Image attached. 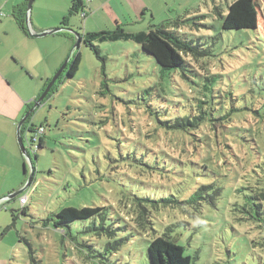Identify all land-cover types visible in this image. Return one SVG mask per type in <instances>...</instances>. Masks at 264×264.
I'll return each instance as SVG.
<instances>
[{
    "label": "rangeland",
    "instance_id": "obj_1",
    "mask_svg": "<svg viewBox=\"0 0 264 264\" xmlns=\"http://www.w3.org/2000/svg\"><path fill=\"white\" fill-rule=\"evenodd\" d=\"M20 1L0 0V12L5 14L0 17V34L9 33L8 37L2 36L8 49L14 48V53L33 71L28 74L23 70L29 83L23 80L26 89L22 94L28 92L39 99L47 79L52 80L68 58L71 61L75 51L81 52L82 64L73 77H68L65 70L63 78L54 83L51 95L47 94L37 106L35 101L30 107L33 109L30 122L46 126V143L36 158L30 139L25 137L36 169L35 190L32 192L33 187L29 186L23 192L29 193V214L22 215L19 196L0 201V231L4 234L0 238V264H30V249L42 264H151L149 242L159 231L168 228L174 239L185 247V253L193 256L195 264H264V233L252 220L238 219L246 215L240 203L245 199L244 193L249 192L250 185L259 186L264 182V0H258V29L225 30L222 19L213 8L206 6L167 19L185 18L194 13L206 15L209 26L200 29L187 24L183 30L189 38L205 37L215 55L210 57L208 65L192 60L194 74L189 70L187 74L194 80L200 79L198 72L217 74L218 108L239 107V111L232 112L227 126L239 128L241 135L231 133L235 137L225 138L224 128L218 123L217 142L212 137L211 141H202L200 131L193 137L162 129L157 117L146 107L148 103L154 107L160 94V101L168 104L173 115L187 96L197 95L196 86L180 71L163 75L156 59L133 41H95L101 49L100 58L84 42L74 50L76 37L66 39L61 34L68 33L67 30L46 36L24 33L10 14ZM233 1L217 0L226 12ZM160 2L152 0L151 3L157 6ZM72 3L73 0H34L26 15L21 11L18 15L26 17L31 32L61 27L67 16L69 27L85 34L115 29L116 13L121 15L126 8L121 0H113L114 9L109 5L101 8L87 5L79 13L70 15ZM150 18L149 13L145 20L123 26L128 30L147 31L149 26L162 23L159 16L151 22ZM58 53H61L57 57L61 64L53 72L47 65ZM149 88H152L149 93L145 92ZM143 95H150V100H144ZM202 130L210 136L215 134L210 126ZM129 138L184 162H206L210 172L201 174L200 183L211 182L213 176L223 187L216 205L207 204L196 215L180 206L152 210L150 215L154 216L158 232L150 235L130 226L125 228L138 222L136 208L123 198L126 188L138 195L157 192L160 197L171 189L176 192L169 176L180 179L169 173L143 172L125 164L116 148ZM207 142L213 143L212 149L206 146ZM26 162L30 172L31 165L27 159ZM6 164L0 166V186L7 189L14 182V169ZM15 171L23 176V166ZM65 206H109L112 216L125 218L114 220L123 229H117V235L110 238L96 234L94 220L77 221L72 225L74 238L64 242L52 221L47 227L43 222ZM13 210L18 216L15 224ZM125 237L130 241L116 246L115 240ZM110 243L116 246L115 250L108 248Z\"/></svg>",
    "mask_w": 264,
    "mask_h": 264
},
{
    "label": "trees",
    "instance_id": "obj_2",
    "mask_svg": "<svg viewBox=\"0 0 264 264\" xmlns=\"http://www.w3.org/2000/svg\"><path fill=\"white\" fill-rule=\"evenodd\" d=\"M84 6L83 0H73L71 8L69 9L70 15L79 13L84 9ZM25 10H28V2ZM213 10L218 14V17L222 19V27L225 30L258 29L259 27L258 0H235L228 5L227 12L221 4H215ZM23 15H26L25 12ZM15 17L20 27L26 33H29L26 17H20L18 13H16ZM205 17V14L194 13L192 16H187L185 18L165 20L161 24L152 25L147 31L140 30L136 32H132L118 23L116 28L112 30L82 34L81 43L84 42L86 46L92 48L101 58V49L95 44V41H133L140 45L142 51H145L156 59L163 75L180 71L185 78H188L191 83L196 86L197 95L193 97L187 96L182 102L179 111H174L175 114L173 115L171 113L172 109L170 110L168 104L160 101L162 97L160 94V97L154 104L156 109L151 103H148L146 107L157 117L159 122L158 125L162 129L185 135H192L193 137H196L194 136L195 133L200 131L199 133L203 134V136H201L202 141H204V139L206 141H211L212 137L213 142H217L218 135L220 134L218 133V123L224 128L225 138H228V136L235 137L232 134L241 135L239 133V128H230L227 126L232 112L239 111V107L233 105L231 110L225 109L224 107L218 108L220 95H218V90L215 88L217 74L209 72L202 74L198 72L200 79L197 80H194L192 76L187 74L188 70L194 74L192 60L202 62L203 65H208L210 63L209 61H211L210 57L215 55L212 44L207 45V39L205 37H197V35H195L196 38H189L183 30L187 24L200 29L209 26L205 21ZM69 26V17L66 16L61 22V27L66 28ZM71 36L75 38L74 35ZM81 64L82 54L80 51H75L66 68L68 77L75 76L80 70ZM62 78L63 74L58 80ZM50 80L51 79L48 80V83ZM53 89L52 87L49 92L50 94L48 93L49 95H51ZM151 89L152 88L146 89L145 92L149 93ZM142 97L144 100L148 99V101L151 98L150 95H143ZM139 99H141V96H139ZM132 100L135 101L136 99L133 98ZM33 104L34 102L29 105L28 111ZM28 111H26V113ZM218 111L222 112L218 113ZM258 112L257 114L259 115ZM31 115L22 127V136H24L27 127L29 131H33L34 127L38 126L30 122ZM42 125L46 128L45 124ZM208 126L214 131V136H210L202 130ZM45 135L46 132L37 144V149L34 152L36 158L38 157V150L45 146ZM207 143L208 145L206 146L212 149L213 143ZM116 149L119 156L124 158L125 164H129L136 170L143 172L149 171L151 173L158 171L164 174L169 173L176 175L180 178L176 179L169 176L170 180L173 181L172 185L176 188V192L171 189L169 193L167 192V194H163L160 197L157 192H146L138 195L135 190L130 191L125 187L126 190L124 191L126 194L123 193V198L131 202L132 206L136 208L138 215L137 224H128L125 228L130 226L137 232L150 235L153 234V232H158L152 218L154 216L150 215V211L152 210L160 211L162 208H166L169 205L172 207L180 206L185 210H189L191 214L196 215L201 214L207 204L216 205L219 199L217 197L223 187L221 184L218 183L219 186L216 181H214L213 176H211V182L207 184L200 183L201 174L203 173L205 175L210 172V167L206 162L202 163V161L195 162L192 160L184 162L179 158L168 156L162 150L154 152L143 142L130 138L126 140L125 144L119 143ZM25 165L27 168L26 159ZM119 166L120 165H118L117 168ZM202 168L207 169L204 172H200ZM34 181H36L35 177L33 182ZM148 187L149 186H147V188ZM246 188L248 187L246 186ZM249 189V192L244 193L245 199L240 202L241 209L245 211L246 215L240 216L238 219L252 220L256 224V227L260 228V231L264 233V182L259 186L250 185ZM22 195L23 194L19 195V197ZM28 204L21 205L22 215L29 214ZM148 206L151 209L148 208ZM109 208V206H65L60 211L53 213L44 220L43 225L47 227L48 223L52 221L54 227L60 231L59 233L64 237L63 241L65 242L66 239L74 238L75 235L72 231V225L75 222L94 220L93 225L97 230L96 234L100 236L105 234L113 238L117 235V229H123L121 228L123 226L119 227L117 221L114 220L125 218L119 215L116 219V216H112L110 213ZM12 212L15 224L18 216L14 210ZM110 219L111 221H109ZM98 220L99 224L96 223ZM3 235L2 233V236ZM115 241L117 246L129 242L130 239L125 237ZM116 246L110 243L108 248L113 247L115 250ZM93 248L96 249L94 246ZM148 257L151 264H195L193 256L185 253V247L174 239V235L169 232V228L159 231L150 240L148 245ZM30 259V264H42V260L37 258L32 249H30Z\"/></svg>",
    "mask_w": 264,
    "mask_h": 264
},
{
    "label": "crops",
    "instance_id": "obj_3",
    "mask_svg": "<svg viewBox=\"0 0 264 264\" xmlns=\"http://www.w3.org/2000/svg\"><path fill=\"white\" fill-rule=\"evenodd\" d=\"M83 1H84V5L85 6L88 5L90 8H95V7L101 8L104 5H109L112 9H114V6L112 5L113 0H87V1L83 0ZM210 1L212 0H162V4L160 2L159 5L155 6L153 3H151L152 0H126V1L121 0V3H125L126 8H124L125 11L121 15L115 12L116 13L115 21L122 25H125L126 23L128 25L131 24L133 25L136 22L137 23L139 21L141 22L142 21L141 19L145 20L147 18V15H149L150 13L151 14L150 22L152 20L155 21V18H158V16L162 18V22H163L168 18L170 19V18H176L179 15H186L187 13L191 12L196 8L200 9L203 6H206L207 8L211 9L214 7L215 4H218L217 0H213L212 2ZM27 2L28 0H21L19 3L14 5L13 9H11L10 11V14L12 13L11 16H13L16 19L15 15L20 11L23 14L24 12L25 14H27V11L25 10ZM127 8L129 9L128 11H126ZM128 14H130L129 21L127 20ZM3 16H5V14L0 12V17ZM16 22L18 23L17 19ZM21 30L23 29L21 28ZM130 31L136 32L137 30L134 31L131 29ZM23 32L26 33L24 30ZM68 33L69 34L66 33H61V34L66 35L67 36L66 39H69L70 37H72L71 35H74L70 32ZM2 36L8 37L9 33H2V35L0 34V166L6 162L7 163L6 167H11L12 169H14V174L12 175L14 178V182L12 186L8 187L7 189L3 187L4 185L0 186V198H5L8 194L21 189L24 183L26 182L29 174V171L25 165V158L23 152L17 140L18 126L20 123L21 116L26 114L29 105L32 102H35L37 99H34V95H29L28 92L22 94V92H24V90L26 89V85L24 84V81L29 83L28 80L26 79V76H24L23 70H27L28 74L33 71L20 56L14 53V48L8 49V45L5 42V40L2 38ZM55 50H60V49H55ZM67 51L68 49H66V52ZM60 54L61 53L54 54V56L48 62L47 66H50L53 72L57 70L61 64L59 63L61 61L57 60V57H59ZM49 79L50 77L47 80ZM47 84L48 81L47 83H45L43 91H45V89L47 88L48 86ZM28 132L29 129L27 127L23 136L24 142H25V137L26 136L29 137ZM22 166H23V171H22L23 176H20L18 172H16L15 170L17 167H19L20 169ZM1 200L3 199H0V201Z\"/></svg>",
    "mask_w": 264,
    "mask_h": 264
},
{
    "label": "water",
    "instance_id": "obj_4",
    "mask_svg": "<svg viewBox=\"0 0 264 264\" xmlns=\"http://www.w3.org/2000/svg\"><path fill=\"white\" fill-rule=\"evenodd\" d=\"M33 3H34V0H29V3H28V8L29 9L32 8ZM62 30H67L68 32H71V33H73L76 36L77 40H76V42L74 44V48H75L74 50L78 49L80 44H81L82 34L77 32V31H75L74 29H72L70 27H66V28L58 27V28H54V29H51V30L41 31V32H33V31L31 32V31H29V33L31 35H33V36H46V35H50V34H53V33H57V32L62 31ZM70 58H68L66 63L56 72L54 78L50 81V83L48 84L47 88L43 92L42 96L39 99L36 100L34 106L35 105L37 106L42 101V99H44L45 96H47V94L49 93V91L53 87V85L56 82V80H58V78L66 70V68L68 66V63L70 61ZM32 111H33V109H30L25 114V116L22 118V120L20 121L19 126H18V141H19V145H20V148H21L24 156L26 157L27 161L30 163L32 170L29 172L27 180H26V182L24 183V185L22 186L21 189L16 190L15 192H12V193L8 194L5 198H2V199H11V198H15V197L19 196L21 193H23L33 183L36 169L33 166V158L31 156L29 150L27 149V147L25 145V142H24V138L22 136V127L25 124V122L27 121L28 117L32 114Z\"/></svg>",
    "mask_w": 264,
    "mask_h": 264
},
{
    "label": "built area",
    "instance_id": "obj_5",
    "mask_svg": "<svg viewBox=\"0 0 264 264\" xmlns=\"http://www.w3.org/2000/svg\"><path fill=\"white\" fill-rule=\"evenodd\" d=\"M30 132V133H29ZM28 133L29 135V139L32 143V148H33V152H35V150L37 149V144L39 143L41 137L43 136V134L46 132V128L43 125H38L36 127H34L33 131H29ZM35 185L33 184L30 187L32 188V192L35 190ZM19 201L21 203V205H25L29 203V193L28 194H23L21 197H19ZM2 236V232L0 231V238Z\"/></svg>",
    "mask_w": 264,
    "mask_h": 264
},
{
    "label": "clouds",
    "instance_id": "obj_6",
    "mask_svg": "<svg viewBox=\"0 0 264 264\" xmlns=\"http://www.w3.org/2000/svg\"><path fill=\"white\" fill-rule=\"evenodd\" d=\"M31 154V153H30ZM34 184V182L32 183V185ZM21 194H23V193H21ZM9 200V199H8Z\"/></svg>",
    "mask_w": 264,
    "mask_h": 264
}]
</instances>
